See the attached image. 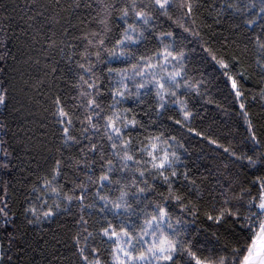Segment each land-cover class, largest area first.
Returning <instances> with one entry per match:
<instances>
[{
	"label": "snow or ice",
	"instance_id": "1",
	"mask_svg": "<svg viewBox=\"0 0 264 264\" xmlns=\"http://www.w3.org/2000/svg\"><path fill=\"white\" fill-rule=\"evenodd\" d=\"M204 7L0 0V106L20 121L0 120V264H264V0ZM185 33L239 106L238 145L191 126ZM181 130L222 149L215 174L193 176Z\"/></svg>",
	"mask_w": 264,
	"mask_h": 264
},
{
	"label": "trees",
	"instance_id": "2",
	"mask_svg": "<svg viewBox=\"0 0 264 264\" xmlns=\"http://www.w3.org/2000/svg\"><path fill=\"white\" fill-rule=\"evenodd\" d=\"M202 2L205 4V7L202 9L203 17H207V5L215 4L219 7L221 0H202ZM207 23L212 24V19L208 18ZM166 26L167 25H165V27ZM212 31L216 33L215 41H219L222 38L221 34L224 36L229 34L227 31V24L221 26L213 25ZM184 35L187 36L185 43L190 53L191 63L189 67L198 69L195 73L190 72L189 74L200 79V73L202 72L204 79V86L201 87L200 90L205 94L190 100V108L194 113L191 126L196 128L197 131H203L212 136V138L217 139L218 142L224 144L225 147H227L229 143L238 145L240 141L247 136L246 125L243 122L242 116L239 114V106L235 104L232 101V97L228 95V90L224 87L222 78H219L218 66L214 65L210 57L207 56V53L202 50L198 38L187 33ZM201 36L205 39H209V30L204 28L201 31ZM214 46L218 47L219 44L214 42ZM149 47H151V45H149ZM192 49H195V51H191ZM201 58H205L203 62H201ZM3 78V75L0 74V79ZM246 86L254 87L251 82H246ZM193 96H195L194 93ZM209 100H211L212 103H208ZM260 104L261 102L258 99L253 102L249 97L248 111L254 116V123L257 124L258 132L260 131L259 124L264 123L257 115L264 112ZM10 111L11 108L5 111L3 107L0 106V120H9L12 130L15 131L20 121L15 113L9 115L8 113ZM37 119H39V117H37ZM172 128L173 130L170 131L169 134L176 135L177 133L174 130L175 126H172ZM149 131H155V129L149 128ZM181 131L183 132V130ZM0 135H2V133H0ZM5 139H8V137H5ZM181 142L188 151L184 152L183 149H180V154L194 177L209 176V169H212L213 174H215L216 166L220 165L222 160H224V157L221 156L222 149H218L214 145L208 144L207 141L200 137L194 134H187L186 132H183V139ZM250 147L251 145L249 144L248 148ZM242 150L247 151V148ZM17 151H19V149H17ZM9 192L11 195L19 196V192H12L11 189ZM0 195H3V193H0ZM204 239L205 236L202 234L199 240L203 242ZM205 254H207V252H205Z\"/></svg>",
	"mask_w": 264,
	"mask_h": 264
}]
</instances>
